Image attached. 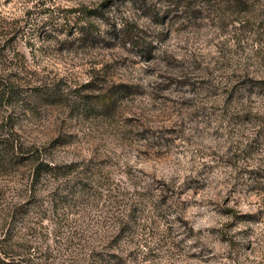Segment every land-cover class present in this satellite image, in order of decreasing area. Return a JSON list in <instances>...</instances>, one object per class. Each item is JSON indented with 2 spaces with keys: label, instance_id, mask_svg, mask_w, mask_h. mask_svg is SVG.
<instances>
[{
  "label": "rangeland",
  "instance_id": "374dc122",
  "mask_svg": "<svg viewBox=\"0 0 264 264\" xmlns=\"http://www.w3.org/2000/svg\"><path fill=\"white\" fill-rule=\"evenodd\" d=\"M0 264H264V0H0Z\"/></svg>",
  "mask_w": 264,
  "mask_h": 264
},
{
  "label": "trees",
  "instance_id": "16d2710c",
  "mask_svg": "<svg viewBox=\"0 0 264 264\" xmlns=\"http://www.w3.org/2000/svg\"><path fill=\"white\" fill-rule=\"evenodd\" d=\"M85 28V27H84ZM83 30H85V29H83ZM82 34H87V33H89L90 34V32H88V30L84 33L83 31L81 32Z\"/></svg>",
  "mask_w": 264,
  "mask_h": 264
}]
</instances>
